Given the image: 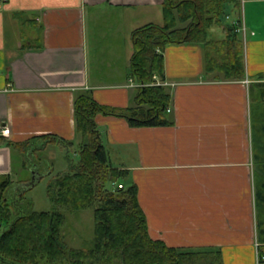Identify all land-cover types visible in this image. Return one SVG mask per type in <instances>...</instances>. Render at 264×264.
Listing matches in <instances>:
<instances>
[{
    "label": "crops",
    "instance_id": "crops-1",
    "mask_svg": "<svg viewBox=\"0 0 264 264\" xmlns=\"http://www.w3.org/2000/svg\"><path fill=\"white\" fill-rule=\"evenodd\" d=\"M162 4L0 0V129L10 130L9 137L0 136V180L34 188L43 162L23 182L15 178L20 155L6 144L33 139L38 146L45 137L58 139L66 152L77 151L72 161L66 157L74 171L82 143L75 126L77 97L90 96L108 108L135 107L131 33L163 23ZM242 4L244 80L205 75L200 47H170L163 58L164 81L158 80L174 86L168 88L171 126L131 129L121 119L100 115L95 125L108 163L128 173L117 184L137 188L153 241L181 251H221L224 264H264L256 259L260 251L264 256V200L250 119L251 106L257 112L264 101V25L259 23H264V2ZM113 19L114 33L101 29ZM88 25L101 33L93 35L92 54ZM122 34L129 39L124 59ZM223 40L224 34L216 42Z\"/></svg>",
    "mask_w": 264,
    "mask_h": 264
},
{
    "label": "trees",
    "instance_id": "trees-1",
    "mask_svg": "<svg viewBox=\"0 0 264 264\" xmlns=\"http://www.w3.org/2000/svg\"><path fill=\"white\" fill-rule=\"evenodd\" d=\"M240 3L241 0H163L162 25H148L131 33L130 76L132 83L139 86L135 107L108 108L90 96L76 98L75 126L82 141L79 163L74 172L51 177L46 191L53 210L33 212L32 205L25 201L24 190L12 192L15 186L6 178L0 180V264H224L221 251L170 249L149 237L137 188L121 185L122 189H108L124 183L128 173L108 163L95 118L100 115L121 119L131 129L171 126L167 114L172 102L170 93L154 84V77L164 81L163 58L170 47H200L205 75L225 81L244 80L243 43L236 26L225 23L224 18L234 15L239 19ZM214 28L223 32L225 40H209ZM260 93L264 99V91ZM257 105V112L250 105L251 144L255 163L259 164L263 184L260 195L264 200V101ZM41 140V146H36L33 139L21 144L7 142L22 157L24 172L40 166L44 152L59 144L53 137ZM11 194L14 195L9 199ZM58 208L71 213L93 211L94 237L88 248L73 250L65 243L67 217Z\"/></svg>",
    "mask_w": 264,
    "mask_h": 264
},
{
    "label": "rangeland",
    "instance_id": "rangeland-1",
    "mask_svg": "<svg viewBox=\"0 0 264 264\" xmlns=\"http://www.w3.org/2000/svg\"><path fill=\"white\" fill-rule=\"evenodd\" d=\"M245 1L241 0V12L237 17H241L242 13H243V4ZM234 15H228V17H224L225 18V23H228L230 25H233L231 21H233V17ZM115 20H111V22H109V26H106V28H101L104 30H109L112 29V32L114 33V29H116V22H114ZM92 19L91 17L89 18V24H92ZM235 24H237L238 22H233ZM260 24L261 23L259 22ZM162 23H159V25H161ZM155 25V24H153ZM157 25V24H156ZM157 25V26H159ZM95 28H97L96 26H92V25H88L87 26V31H86V35L87 36V41H88V48L89 49V53L92 54L93 53V35H95V33L97 34H101L100 32H97L95 30ZM124 32L127 33V30L125 28ZM124 34V33H123ZM122 34V35H123ZM243 33L239 34L240 36H242ZM223 38V34L221 33V31L217 30V28L214 30H210L209 32V40L211 41H220ZM243 38V37H242ZM122 39L124 41V47H123V51H124V58H128L129 56V51H128V46L129 43L127 42L129 39H127V37H125V35L122 36ZM102 44H107L109 43L108 40H104L102 39ZM12 45L14 44L13 42H11ZM132 46V45H131ZM133 50L130 52L132 53ZM44 142H39L38 146H41ZM67 151L66 149L60 146H55L54 148H52L50 151L48 150V152L44 153L41 156L42 162L43 164L41 165L40 169L38 170V172H40L41 175V180L39 182H37V184L35 185L34 188H31L28 185H15V188L12 190V192L18 191V190H24L26 192V197H25V201L28 204H31V209L33 210V212H50L53 210V205L51 203H49V199L47 197V186L48 183L51 181V177H54L58 174H65L68 171L69 173H72L74 171H72L70 169L69 164L67 163V158L69 157L71 159V161L74 159V153L73 152H77L76 150L71 151V153ZM40 157V156H39ZM45 159V160H44ZM78 158H76V163H78ZM32 163V162H31ZM15 164L17 166H15V178L16 176L18 177V175L20 176V179L24 181L27 180L28 182V178H30V172L32 170L33 167H31L29 172H23L22 171V165H23V159L22 157L18 156V158L15 159ZM52 165V167H51ZM29 166V165H28ZM39 166V165H38ZM17 167V168H16ZM52 172L51 174L49 172ZM23 172V173H22ZM30 173V174H29ZM50 174V175H49ZM14 178V179H15ZM20 180V181H21ZM15 182H18L17 179H15ZM127 186V185H126ZM109 190H113V188L111 186L108 187ZM14 194L9 195V199L13 196ZM12 202V201H10ZM58 212L62 213L64 216L67 217V227L65 230V243L69 246V248L73 249V250H85L86 248H88L90 246V244L92 243V239L94 237V220H93V211H86V212H82V213H71L68 210L64 209V208H58ZM2 233V231H0V234Z\"/></svg>",
    "mask_w": 264,
    "mask_h": 264
},
{
    "label": "built area",
    "instance_id": "built-area-1",
    "mask_svg": "<svg viewBox=\"0 0 264 264\" xmlns=\"http://www.w3.org/2000/svg\"><path fill=\"white\" fill-rule=\"evenodd\" d=\"M241 31H243L244 32V30H241ZM154 80H156V78H154ZM156 84V86H161V87H165V88H167V87H174L173 85H170V84H166V83H155ZM243 84H245V85H249L250 83L248 82V81H243ZM168 113H170V111L168 110ZM0 135L3 137V138H6V137H9V135H10V130L9 129H2L1 131H0ZM118 189H120L121 187L119 186V187H117ZM122 189V188H121ZM256 259L258 260V261H264V257H259L258 255H257V257H256Z\"/></svg>",
    "mask_w": 264,
    "mask_h": 264
}]
</instances>
